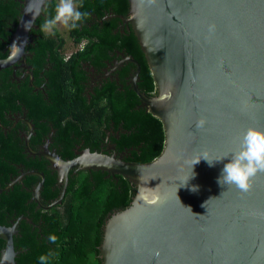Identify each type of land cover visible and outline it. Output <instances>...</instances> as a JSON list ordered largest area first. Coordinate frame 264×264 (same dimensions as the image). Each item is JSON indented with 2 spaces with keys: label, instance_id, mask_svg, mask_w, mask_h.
<instances>
[{
  "label": "water",
  "instance_id": "95a60500",
  "mask_svg": "<svg viewBox=\"0 0 264 264\" xmlns=\"http://www.w3.org/2000/svg\"><path fill=\"white\" fill-rule=\"evenodd\" d=\"M19 17L0 67L20 55L46 0H18ZM120 18H122L120 16ZM155 95L135 86L159 124L158 156L47 150L60 203L71 172L121 175L127 202L111 194L100 226L99 264H264V0H127L126 19ZM136 64V63H135ZM20 219L34 224L24 215ZM16 222L0 225V264H20Z\"/></svg>",
  "mask_w": 264,
  "mask_h": 264
},
{
  "label": "flooded vegetation",
  "instance_id": "af4514ba",
  "mask_svg": "<svg viewBox=\"0 0 264 264\" xmlns=\"http://www.w3.org/2000/svg\"><path fill=\"white\" fill-rule=\"evenodd\" d=\"M13 1L16 2L17 10L14 17H4L0 21V60L8 54L12 32L19 17L20 3L18 0ZM69 1L74 5L72 15L75 4ZM43 8L26 41L21 59L19 55L8 66L0 67V163L17 171L8 182L20 173L33 170L43 175V183L44 174L37 170L39 168L47 170L54 181L56 173L46 159L31 154L28 149L32 152L47 150L65 159L70 137L78 152L88 150L131 155L130 151L134 150L139 153L130 145H120L122 134L128 132L125 133L112 121V106L116 103L129 104L135 98L134 108L147 111L133 86L148 97L155 95V91L144 90L143 80L139 76L140 65L126 51L122 36L131 31L129 24L122 20L126 19V12L116 13L109 7L100 8L99 17L87 12L86 20L83 21L86 29H103L102 21H112V29L108 34L79 37L78 33H69L71 15L66 33H61L53 28L54 21L45 23ZM79 52L85 58H80ZM80 102L84 106V113L81 114L83 118L101 120L98 131L95 126L85 128L75 122L74 115H80L76 109ZM65 120L74 123L67 130L63 129ZM75 173L71 172L69 177L73 178ZM30 176H36L37 179L28 182ZM107 177L109 175L105 173L102 176ZM89 179L93 181L91 174ZM39 180L38 175L31 174L23 175L15 182H19L20 187L30 193L29 203L33 202L30 200L32 189ZM68 182L69 179L66 186ZM4 187L0 191L7 190ZM41 189L42 185L39 199ZM17 217L9 219L8 224L11 220L15 221L16 227L20 220L16 221Z\"/></svg>",
  "mask_w": 264,
  "mask_h": 264
},
{
  "label": "trees",
  "instance_id": "16d2710c",
  "mask_svg": "<svg viewBox=\"0 0 264 264\" xmlns=\"http://www.w3.org/2000/svg\"><path fill=\"white\" fill-rule=\"evenodd\" d=\"M57 1L44 2L45 23H51L56 19ZM71 1L75 4V12L69 18L68 30L70 34L78 33L79 37L86 34H108L112 29V21L111 23L102 21L103 29H86L83 21L86 20L87 12L95 13L99 17L100 8L109 7L113 12L122 14L127 10V0ZM15 5L16 2L13 0H0V21L4 17H14L17 12ZM0 26L2 30V25ZM122 38L126 51L132 54L140 65L139 76L143 80L144 90L155 91L148 67L132 31L123 34ZM78 55L85 58L82 52ZM135 103L134 98L129 104L116 103L112 106V121L125 133L128 132L122 134L120 145H130L139 150V153L130 151L133 156H158L163 143L159 124L148 111L135 109ZM83 107L81 102L76 107L80 115H74L75 122L85 128L95 126L98 131L101 120L83 118L81 116L84 113ZM72 124L74 123L70 120L63 121V129L67 130ZM37 170L44 174L40 200L46 204L55 198L52 189L53 176L43 168ZM75 172L73 178H68L60 210L58 205L49 209H36L33 202H28L30 193L24 191L19 182L7 190L0 191V225H8V220L18 215L27 216L34 224L29 225L23 220L17 222V234L13 236L12 241L15 250H22L17 254L20 264H99L97 246L100 241V226L106 216L110 196L112 194L125 203L130 200L134 188L121 175L102 178L105 172L94 170ZM16 174L15 169L0 163V189ZM90 174L93 181L89 179ZM34 179L37 177L30 176L28 182H33Z\"/></svg>",
  "mask_w": 264,
  "mask_h": 264
},
{
  "label": "rangeland",
  "instance_id": "374dc122",
  "mask_svg": "<svg viewBox=\"0 0 264 264\" xmlns=\"http://www.w3.org/2000/svg\"><path fill=\"white\" fill-rule=\"evenodd\" d=\"M57 3L58 13L52 26L59 32L66 33L68 18L74 10V5L69 0H58Z\"/></svg>",
  "mask_w": 264,
  "mask_h": 264
}]
</instances>
